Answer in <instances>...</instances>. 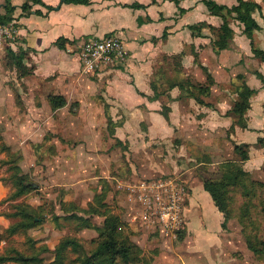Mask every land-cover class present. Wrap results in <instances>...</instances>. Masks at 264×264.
<instances>
[{"label": "crops", "instance_id": "0c3cea01", "mask_svg": "<svg viewBox=\"0 0 264 264\" xmlns=\"http://www.w3.org/2000/svg\"><path fill=\"white\" fill-rule=\"evenodd\" d=\"M8 1L14 10L7 24H13L15 39L6 38L0 45V59L3 54L4 66L15 71L8 77L0 63V203L15 190V172L30 177L22 164L27 155H35L30 142L35 143L44 128L50 131L56 123L64 128L78 120L87 139H109L130 152L134 161L128 163L138 177L128 182L176 174L185 184V228L175 238L180 243L166 248L163 243L175 239L156 235L160 242L154 245L160 251L155 264H252L248 260L254 253L245 244L236 246V233L203 186L206 171L225 162H238L250 172L264 165V80L257 75L264 79V61L254 55L243 24L225 11L211 14L203 0H89L88 4L41 0L30 13L21 9L24 0H0V15ZM214 1L227 7L237 3ZM251 1L260 5L252 12L259 25L253 44L264 50V0ZM224 18L232 34L226 47L217 49L214 42ZM108 34L122 38L126 61L83 72L67 46ZM8 47L22 55L26 73L10 62ZM177 83L185 84V89ZM68 84L73 91L67 90ZM199 86L208 88L200 91ZM249 91L242 127L231 108L240 94ZM51 95L62 96L65 104L53 109ZM72 103L77 114L66 115ZM100 125L106 134L101 135ZM243 144L245 160L234 151V145ZM122 201L132 205L124 194Z\"/></svg>", "mask_w": 264, "mask_h": 264}, {"label": "rangeland", "instance_id": "374dc122", "mask_svg": "<svg viewBox=\"0 0 264 264\" xmlns=\"http://www.w3.org/2000/svg\"><path fill=\"white\" fill-rule=\"evenodd\" d=\"M2 58L0 63L6 69L7 76H14L11 71L15 70L8 65L5 67V60ZM65 87L73 91L69 84ZM73 105L74 103L66 109V115L77 114ZM95 110L92 112H96ZM98 120L99 116H96L93 121L97 124ZM100 127L101 135L106 134L104 126L100 125ZM82 130H85L84 126L78 120L74 124L68 123L64 128H59L56 123L51 126L50 131H46L45 128L44 131L40 130V135L35 137L38 143L28 141L36 156L33 154L24 158L23 170L28 171L30 177L27 178L37 189L31 190L16 203L9 198L11 194L9 190L0 203V216L3 213L13 212L11 205L23 204L30 208L40 220L29 228L18 229L8 235L4 231L5 228L17 219L6 218L3 215V218H0V241L2 240L0 253L14 256V252H19L24 256H35L38 259L28 263L7 261L1 264H56L54 249L59 241L66 237L75 238L80 247L77 250L68 248L63 253L61 264H79L81 258L95 248L99 234L93 227L77 230L74 222L66 221L64 218L67 214L64 208L69 209L68 212L88 217L96 226H101L103 217L94 213V207H91L92 205L96 208L97 202L93 195L100 194V190L103 192L101 193L103 199L100 201L103 202L104 208L119 216L124 223L123 230L129 233L131 244L141 249L140 252L133 253L130 263L122 264H155L160 248L154 245V241L160 242L156 235L161 237L165 236V233L144 228L138 222L136 227H134L135 224L130 225L133 211L139 213L141 210L136 203L130 204L131 206L129 203H123V192L112 181V177L124 182L138 177L133 175L128 163L134 161L131 159L130 152L128 150L124 152V149L119 146L112 145L109 139L105 141L87 139L84 134L81 135ZM62 153L64 156L61 157ZM162 153H167L165 147ZM146 160L149 159L146 157ZM31 163L33 165H30ZM235 164L241 168L238 162ZM230 169L232 168L222 165L209 169L206 171L209 175L204 176L203 181H219V184L222 182L228 202L227 222L229 229L237 235L235 239L237 247L246 245V235L251 242L254 238L264 240V165L260 170L247 171L246 174L238 173L237 176L227 175ZM62 202L68 205L62 207ZM162 241L164 242L163 239ZM179 243V240L175 239L174 242L168 240L167 244L164 242L163 245L166 248L170 245L176 248ZM161 250L162 253L166 252L163 248ZM248 261L252 264H264V256L252 257L250 253Z\"/></svg>", "mask_w": 264, "mask_h": 264}, {"label": "trees", "instance_id": "16d2710c", "mask_svg": "<svg viewBox=\"0 0 264 264\" xmlns=\"http://www.w3.org/2000/svg\"><path fill=\"white\" fill-rule=\"evenodd\" d=\"M89 0H60V4L62 3H73V4H88ZM206 5L208 11L214 15H222V11H225L228 16L239 21L243 24V31L250 39L252 51L256 57L260 60L264 61V50L259 49L253 44V32L259 29L258 23L252 16V12L254 10H260V5L251 0H237V3L227 7L222 4H217L214 0H203ZM35 4H42L41 0H24L21 5V9L25 13L33 12L31 10L32 6ZM5 13L0 15V25H5L12 20L11 13L14 10V7L9 4V1L4 5ZM48 9H53V7L48 6ZM38 13V11H35ZM193 26L192 28H194ZM232 34V30L229 27L228 21L224 18L222 25L219 28L218 38L215 40L214 44L217 49H222L227 45V38ZM62 40H60L61 42ZM61 44V43H60ZM7 55L10 58V62L14 64L17 68H19L22 74L26 73V69L23 66L21 59L22 55L19 53L13 52L11 48H7ZM262 81L264 80L261 74H257ZM208 76V74H207ZM209 78V76H208ZM177 85L181 89H185V84L177 83ZM198 88V87H197ZM208 86H199V90L206 91ZM252 94V91L242 93L239 96V99L234 103L231 108V112L237 115V122L244 127L243 114L246 109L249 107L248 98ZM196 101L199 103H204L199 97L194 96ZM51 107L53 109L57 107H61L65 104V100L60 95H51L49 97ZM165 114V112H164ZM165 116H167L165 114ZM247 145H234V151L236 153H240L241 160H245L248 158L247 153ZM222 166L230 167L232 169L229 170L227 175L237 176L238 173L246 174L248 173L242 168H239L235 162H225ZM235 171V173H233ZM226 171L224 172V174ZM12 182L15 190L10 194L9 198L14 200L17 197L29 193L34 189L31 182H29L28 178L24 175H19L15 172L12 175ZM219 181H204L203 186L205 190H207L216 206H218L222 212L224 213L225 221L228 220V202L224 193V188L222 182ZM102 191L100 194H95L94 198L96 199L97 206L93 209V212L101 215L103 217V221L101 226H96L88 217H84L82 215H78L74 212H68L64 208V211L67 214L64 216L66 221H72L76 225V229L82 228H94L98 234L99 239L97 240V244L95 248L86 256L81 258L79 264H122V263H130L132 259L133 253L140 252L141 249L138 246L132 245L129 240V233L127 234L123 230L124 223L119 218L117 214H112L109 212L107 208H104L103 202L100 200L103 199ZM61 203V206L64 207L68 204ZM71 204L69 205V207ZM14 210L11 213H4L6 217L16 218L17 220L11 223L6 229L5 232L8 235L13 234L18 229H26L29 228L40 220V218L33 213V211L27 206L20 205H12ZM106 207V206H105ZM85 211V210H83ZM245 243L249 250H251L255 256L263 257L264 256V240H259L254 238L253 242L249 239L248 235L245 236ZM80 247V244L77 242L75 238L66 237L59 241L56 248L54 249V263L61 264L63 259V253L68 249L72 248L73 250H77ZM15 255H8L5 253H0V264L7 261H15L20 263H28L34 260H37L35 256H24L19 252H14Z\"/></svg>", "mask_w": 264, "mask_h": 264}, {"label": "built area", "instance_id": "2783aa9c", "mask_svg": "<svg viewBox=\"0 0 264 264\" xmlns=\"http://www.w3.org/2000/svg\"><path fill=\"white\" fill-rule=\"evenodd\" d=\"M6 38L15 39L12 23L0 25V45ZM66 51L77 55L85 73L122 64L127 57L124 42L117 34L73 41ZM112 181L123 192L126 201L136 203L141 210L139 213L133 211L130 225L135 224L136 227L138 222L144 228L159 230L173 239L185 228L187 188L178 175H161L132 182L113 177Z\"/></svg>", "mask_w": 264, "mask_h": 264}]
</instances>
